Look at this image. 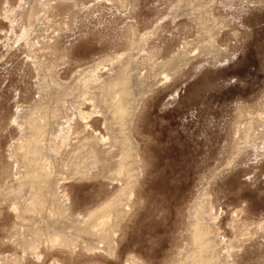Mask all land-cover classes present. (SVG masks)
Instances as JSON below:
<instances>
[{"label": "rangeland", "instance_id": "1", "mask_svg": "<svg viewBox=\"0 0 264 264\" xmlns=\"http://www.w3.org/2000/svg\"><path fill=\"white\" fill-rule=\"evenodd\" d=\"M42 1L0 0V264H179L191 249L189 226L200 203L211 211L205 223L219 264H264V127L256 128L257 115L264 117V0ZM196 12L212 32L214 54L202 49ZM130 54L139 77L154 80L132 109L134 184L115 251L84 250L73 233L71 250L44 244V236L29 250L30 226L15 209L25 199L9 195L15 173L24 171L12 156L25 116L56 84L70 87L101 63L96 75L106 77L109 60ZM91 113L87 133L76 127L80 138L98 133L109 143L103 115ZM250 124L247 144L243 128ZM63 149L56 165L69 226L118 183L104 184L99 169L69 176Z\"/></svg>", "mask_w": 264, "mask_h": 264}, {"label": "bare ground", "instance_id": "2", "mask_svg": "<svg viewBox=\"0 0 264 264\" xmlns=\"http://www.w3.org/2000/svg\"><path fill=\"white\" fill-rule=\"evenodd\" d=\"M57 1L74 4V0ZM42 2L44 7V3L48 4L49 0ZM186 2L184 6L190 3ZM195 17L198 18L205 42L202 49L209 55L214 54L216 46L211 40L212 32L197 12ZM132 48L135 49L133 46ZM106 65L110 67V73L106 77L96 75V70L102 66L101 63L83 70L73 81V85H68L70 87L56 84L58 89L54 94H49L50 99L44 105L38 104L33 112L26 115L20 127L22 143L17 147L18 153L12 157L16 163L23 165L24 171L15 173L9 195L16 200L25 199L15 209L22 223L30 226L28 232L31 239H24L23 242L31 251L37 250L43 236L44 244L60 245L71 250L73 245L68 239L69 233H73L72 237L83 242L84 250H104L112 253L115 251V235L127 205L125 199L133 190L134 184V148L131 134L128 132L131 120L133 121L132 109L136 108L134 104H137V97L154 78L149 80V75L139 77L138 64L131 60V54L126 58L117 56ZM167 65L171 66L172 71L179 69L176 61L168 62ZM46 86L48 85L44 84L45 88ZM87 102L92 104L93 112L103 115L109 143L98 133L80 138L76 127L79 126L82 133H87L90 128L85 122L92 115V111L84 110ZM261 116L257 115L260 117L256 127L259 130L264 127V117ZM254 127L250 124L243 128L248 132L247 144L251 143L252 136L249 131L254 130ZM54 128L59 130L58 135H54ZM63 148L68 151L65 163L63 162L64 167H68L70 171H67L68 175L71 173L78 177L88 176L93 170L99 169V173L104 177V184L107 181L118 183L117 188L113 185L116 190H107L109 196L104 203L91 211L85 219L76 218L77 220L69 226L64 224L67 213L64 206H61L62 196L59 192L61 168L56 165ZM210 216L211 211L203 204L200 203L194 208L189 226L191 249L179 264H219L220 256L215 239L205 223V219ZM26 234L27 232L24 233L25 237L28 236Z\"/></svg>", "mask_w": 264, "mask_h": 264}]
</instances>
